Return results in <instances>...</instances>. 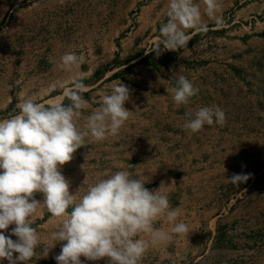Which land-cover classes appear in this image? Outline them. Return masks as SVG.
Returning a JSON list of instances; mask_svg holds the SVG:
<instances>
[{
  "label": "rangeland",
  "instance_id": "1",
  "mask_svg": "<svg viewBox=\"0 0 264 264\" xmlns=\"http://www.w3.org/2000/svg\"><path fill=\"white\" fill-rule=\"evenodd\" d=\"M166 13L167 0H0V120L19 112L21 94L45 106L70 104L64 91L74 73L59 60L75 53L89 105L78 124L113 81L128 86L131 112L118 135L86 138L62 167L69 191L79 197L127 170L149 190L161 187L179 219L195 225L186 264H264V0H221V22L202 15L207 31L186 29L189 40L176 51L158 48ZM177 75L200 89L189 105L172 99ZM211 105L224 110L223 125L183 127L187 111ZM241 173L250 178L234 186L228 178ZM14 227L5 235L16 240ZM33 227L42 242L29 264H57L66 242L50 249L56 242L48 237L58 219L43 208Z\"/></svg>",
  "mask_w": 264,
  "mask_h": 264
},
{
  "label": "clouds",
  "instance_id": "2",
  "mask_svg": "<svg viewBox=\"0 0 264 264\" xmlns=\"http://www.w3.org/2000/svg\"><path fill=\"white\" fill-rule=\"evenodd\" d=\"M220 11L221 0H167L168 19L159 29L158 48L184 49L189 40L186 29L207 31L202 15L220 23ZM80 63L81 58L73 52L60 56L59 66L74 73L72 88L64 91L70 104L45 106L21 94L19 112L0 120V264L4 260L8 264L32 262L42 242L33 224L43 208L59 221L58 230L48 237L56 242L50 249L66 242L55 256L57 264H83L81 257L89 261L107 257L110 264H140L150 246L167 244L174 234L189 230L161 187L149 190L145 187L148 181L134 178L124 169L89 185L79 197L77 191H69L70 182L62 167L85 146L86 138L103 141L118 135L131 112L125 107L130 100L128 86L113 81L110 91L101 96L100 107L80 126L78 120L89 107L81 95L86 74L78 71ZM199 91L185 75H177L172 99L177 106L189 105ZM185 115L183 127L190 133L205 125H223L226 119L217 105L198 107ZM249 178L250 174L241 173L228 180L239 186ZM37 192L43 194V202L34 198ZM157 221L167 228L155 227ZM10 225H15L11 235L16 240L5 235Z\"/></svg>",
  "mask_w": 264,
  "mask_h": 264
},
{
  "label": "crops",
  "instance_id": "3",
  "mask_svg": "<svg viewBox=\"0 0 264 264\" xmlns=\"http://www.w3.org/2000/svg\"><path fill=\"white\" fill-rule=\"evenodd\" d=\"M183 221L185 222V220ZM155 227L167 228V225L162 221H157L155 223ZM188 229V232L185 234H174L167 244L150 246L141 259L140 264H186L187 246H191L192 243L186 242L189 241L187 240L189 236H186V234H191L193 236L195 234L196 227L195 225L192 227L189 224ZM189 249H193V247H189Z\"/></svg>",
  "mask_w": 264,
  "mask_h": 264
}]
</instances>
